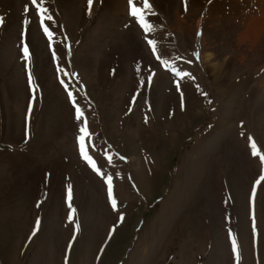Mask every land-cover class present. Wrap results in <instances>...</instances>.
<instances>
[{"label": "rangeland", "instance_id": "rangeland-1", "mask_svg": "<svg viewBox=\"0 0 264 264\" xmlns=\"http://www.w3.org/2000/svg\"><path fill=\"white\" fill-rule=\"evenodd\" d=\"M150 4L145 33L128 0H43L46 13L0 0V264H199V251L224 264L228 192L247 252L262 230L264 261V0Z\"/></svg>", "mask_w": 264, "mask_h": 264}, {"label": "crops", "instance_id": "crops-1", "mask_svg": "<svg viewBox=\"0 0 264 264\" xmlns=\"http://www.w3.org/2000/svg\"><path fill=\"white\" fill-rule=\"evenodd\" d=\"M261 172L259 173V176H257L255 179V181H253V184H257V181H259V184L262 183V179L261 176H264V165H261L260 168ZM68 174H64L61 177V182H57L58 184L62 185V191L60 194V200L62 202L66 201V197L68 196V182H69V177H66ZM42 181L40 183V193H38V198H35L34 201L32 202V207H31V212H30V219L34 218V211L35 209H38L39 206H41V210L43 208V204L45 202V200H48L50 197V192L51 189L53 188V170H50V168L48 170H45V173H43L42 175ZM217 178H219V175H217ZM255 188V187H254ZM251 188L247 191V196H246V205H247V220L251 219V216L256 217L257 215V206H256V200H257V195H258V189H254ZM226 199H228V204L230 205V209H228V214H226V216H223V222H225L223 224V231H224V235L222 237V240H225L226 243V248H227V259L225 261L224 264H245L248 260L251 262V264H262L264 263L263 260H261L260 257V252H259V248L261 247L260 244V237H261V229L259 227L260 230H258V233H255L254 235H250L249 237V243H248V247L250 250L247 252V250H245V247L243 245L242 239H241V235L240 233H238L236 231V225H235V212H234V202H233V198L230 192L227 193L226 195ZM228 205V208H229ZM223 207V206H221ZM232 209V210H231ZM70 210L68 209V212L63 214V222L67 223L70 221ZM41 217V214H40ZM33 220V219H32ZM39 220V218H38ZM228 220V222L226 221ZM255 223V222H254ZM208 221L203 220V228L205 229V227L208 225ZM257 226V225H255ZM249 227V225H248ZM31 230V226L28 230V232L26 233V237H24L26 239V242L28 243L32 238H33V231ZM71 236V235H70ZM69 237V236H68ZM208 237V236H206ZM70 238V237H69ZM202 239H200V242H202V247H203V241H205V235L203 234L201 236ZM25 239L22 241V247L19 248L20 252H22L23 248H25L24 242ZM210 239V247H212L211 242L212 239ZM233 240H235L236 242V251L233 250ZM219 242V241H218ZM26 244V243H25ZM202 254V255H201ZM250 254V255H249ZM207 255L205 254V252L201 253L199 251V264H208L205 263V257ZM221 256H225V254L221 255ZM264 257V255L262 256ZM217 258V257H216ZM215 261L213 260L214 264H218V258ZM221 260V258H220ZM224 261V260H221ZM221 264V262H220Z\"/></svg>", "mask_w": 264, "mask_h": 264}, {"label": "snow or ice", "instance_id": "snow-or-ice-1", "mask_svg": "<svg viewBox=\"0 0 264 264\" xmlns=\"http://www.w3.org/2000/svg\"><path fill=\"white\" fill-rule=\"evenodd\" d=\"M32 4H37L38 0H31ZM42 4H43V0H40V11L42 13H46L47 9L46 8H42ZM93 4V0H88V7H89V11H91V7ZM128 5H129V15L134 17L136 19V22L139 23L141 25V27L143 28L145 33H149L153 30V26L151 24H149L146 20H145V13L146 12H151V4H150V0H128ZM46 19L51 20L52 17L51 16H47ZM41 25L43 26V31L45 32L46 35L49 36V38H51L52 33L49 31L48 27L44 26V19L42 18L40 20ZM147 39V36H146ZM147 43L152 47L153 51L155 52L156 49V41L153 39H147ZM23 53L25 58L28 57L29 55V51H28V47L25 46L23 48ZM194 55H196L197 57L199 56V53H194ZM184 75H188V74H184ZM30 82H31V78H30ZM69 97L71 98V93H69ZM77 112V120H81L83 113L80 110L79 107H77L76 109ZM90 133L87 130V121L85 120L83 122V125L80 128V136L78 137V141L81 145V155L82 157L90 164L91 167H93V170H97L95 163L92 161L91 157L85 155V147H84V141L86 137H89ZM251 139V138H249ZM251 148L253 149L252 154L254 156L258 155L257 151H256V145L253 143L251 144ZM109 160H111V157H108ZM260 160H261V164L264 165V156H260ZM261 179L264 180V176H261ZM107 183L109 185V194L111 195V177H107ZM257 183H259V181H257ZM71 185L68 186V200H71ZM113 204V208L116 207V202L115 200L112 201ZM121 219H123V217H121ZM37 225H39V220L37 221ZM33 235H35V231L33 233ZM233 250L236 251V242L235 240H233Z\"/></svg>", "mask_w": 264, "mask_h": 264}]
</instances>
